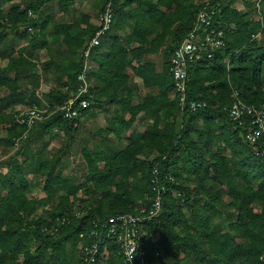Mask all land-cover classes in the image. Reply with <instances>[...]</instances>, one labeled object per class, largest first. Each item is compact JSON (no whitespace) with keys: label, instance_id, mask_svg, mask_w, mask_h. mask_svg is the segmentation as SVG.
I'll return each mask as SVG.
<instances>
[{"label":"trees","instance_id":"trees-1","mask_svg":"<svg viewBox=\"0 0 264 264\" xmlns=\"http://www.w3.org/2000/svg\"><path fill=\"white\" fill-rule=\"evenodd\" d=\"M100 1L102 12L107 0ZM257 1H115L112 30L92 57L97 67L89 73L94 80L91 108L103 99L120 107L117 122L110 123L119 137L141 112L151 122L123 149L84 148L87 175L82 185L64 176L56 167L58 159L26 151L43 131L51 134L62 128L71 136L81 119L66 120L57 109L75 93L83 69L78 55L98 27L84 15L71 24H55L52 43L64 46L68 60L45 63L44 73L54 70L59 77L58 90L46 94L53 114L20 140L17 156L22 161L14 158L5 164L7 172H0V264H72L69 247L93 242L100 246L94 264H124L114 238L91 233H101L114 216L149 206L154 180L166 192L160 213L145 226L146 264H264V156L252 151L245 139L247 128L227 112L234 90L247 104L264 105V0L261 13ZM54 2L63 10L70 7L64 0H0V58L7 61L0 67V91L8 92L0 99V144L6 147H15V140L26 132L10 108L17 102L41 106L37 65L22 51L15 57L17 50L6 32L32 49L50 50L46 31L51 20H30L28 11L38 14ZM206 3L216 12L213 23L224 30L226 45L214 58L204 55L189 69L188 102L205 106L183 110L174 95L171 57ZM82 24L86 28L81 33ZM30 26L34 33L27 31ZM156 55L162 56L160 67ZM133 77L142 79L147 90L137 105ZM7 125L3 139L1 127ZM30 174L43 176V199H30ZM82 191L89 196L80 198ZM225 198L230 199L226 211ZM39 207L50 208L49 217L37 216Z\"/></svg>","mask_w":264,"mask_h":264},{"label":"built area","instance_id":"built-area-1","mask_svg":"<svg viewBox=\"0 0 264 264\" xmlns=\"http://www.w3.org/2000/svg\"><path fill=\"white\" fill-rule=\"evenodd\" d=\"M116 0H107L104 10L99 15L98 29L90 38L82 51L83 69L77 77V88L75 93L60 105L57 109L64 119L75 120L81 118L85 111L91 108L89 98H92L93 83L89 77L93 69V53L102 45L103 39L110 33L115 22L114 4ZM257 10L262 11V0L257 1ZM216 12L211 10L208 3L199 11L191 31L185 40L179 45L171 57V72L174 82V95L178 98L179 106L184 110L190 108L195 111L205 104L188 102V72L191 66L202 59L204 55L212 59L215 53L226 45L224 30L216 27L213 18ZM30 20L37 21L38 16L32 10L28 11ZM29 33H34L33 27H28ZM40 32V29L38 30ZM233 103L227 108L230 118L247 128L246 142L257 156H264V105H249L243 99L239 91H233ZM53 113L47 114L38 106L31 107L28 111L17 116V122L24 126L26 132L21 139L15 140V147L20 146V140L27 138L28 133L34 127L46 120ZM153 192L151 204L137 209L135 213L117 215L110 218L101 233L93 231L91 236L99 238H114L121 247V255L124 264H146L147 246L145 244V226L155 218L162 209V196L166 187L158 181H153ZM150 200V199H149ZM77 215H80L78 212ZM108 230V233L106 231ZM99 243L82 245V264H94L98 261ZM106 256L107 251L104 250ZM155 257H160L156 252Z\"/></svg>","mask_w":264,"mask_h":264},{"label":"rangeland","instance_id":"rangeland-1","mask_svg":"<svg viewBox=\"0 0 264 264\" xmlns=\"http://www.w3.org/2000/svg\"><path fill=\"white\" fill-rule=\"evenodd\" d=\"M25 3L31 2L36 3L38 0H23ZM254 1V0H253ZM89 2L87 7L90 6L93 9V15L94 17H97L100 15L101 11V1L100 0H87V1H81L79 3ZM78 2L76 3V7L79 8ZM27 5V4H26ZM239 9H243V6L239 3L238 4ZM5 9H8V6L5 7ZM80 10V9H79ZM38 20H44L47 17L51 20V23L46 31V36L49 41H51L50 50L46 51L42 48H39L34 53V59L37 61V63L41 64L53 60L57 64H59V43H52V31L55 24L59 23V19L62 20V18H59V5L58 3H49L47 6H45L41 11L37 14ZM68 19L70 20V15L68 16ZM9 38V42H14L13 47L16 49L25 47L26 42L22 41L18 37L13 36L10 34V31L6 32ZM55 54L53 57L51 54ZM102 53H106L105 51ZM52 58V59H51ZM155 60L157 65L160 67L162 66V56L156 55ZM7 61L0 58V67H6ZM58 76H44V83L42 85V89H40V99H41V106H39L42 110L47 111V114H49L48 107L50 105L49 99L46 97V94L50 93L53 90H58ZM134 78V84L137 85V94L135 97L134 105H137L139 103L138 98L139 96L145 95L147 92L143 80L138 77ZM92 81H94L92 79ZM136 81V83H135ZM7 92L0 91V99L4 98ZM44 94V95H43ZM26 100L29 99V94L25 95ZM28 102V101H26ZM118 107V108H117ZM31 108V106L26 105L25 103L17 102L13 107L10 108L8 111L11 112L13 116H19L21 113H24L28 111ZM117 112H120V107L113 105L109 106L108 109L104 113L97 112V117L93 119H85L83 122L78 123L75 126V130L72 132L71 136H68L66 132L62 129H55L52 131L51 134H47L46 132L38 133L35 139L31 141L29 144L30 148H28L27 153L32 155H39L44 154V157L52 161L54 159H58L56 167L59 170H62L65 177H68L73 180L75 185H82L86 180L87 175V167L85 164V161L83 159L82 150L84 148L92 149L94 147L103 149L105 151H108L109 148H112L113 150H120L125 148L129 144V138L134 133H143L150 123L147 124H141L134 123L133 126L127 130L122 136H117L113 130L111 125L108 123V121L116 115V117H119L120 115L117 114ZM125 120H129L130 116L125 115ZM116 121V120H113ZM9 126L1 127L2 130V138L4 139L6 137V130L5 128H8ZM115 127V126H114ZM35 131V130H34ZM22 146L18 147H6L3 143L0 144V172L6 173L5 164L7 162L9 163L12 161V159H18V161H22L21 157L17 156L20 152ZM22 151V150H21ZM22 153V152H21ZM17 157V158H16ZM103 167V164H102ZM28 180H31L33 182V189L30 194V199H36L40 200L44 198V192L42 190L44 185V178L43 176H33L28 175ZM134 183V182H132ZM86 195L85 191H82L79 193V197L82 198ZM86 196H89L86 195ZM141 201H138L137 204H139V207ZM230 203V199L225 198L224 200V207L223 210L226 211L227 205ZM46 211H50V208H37V216H45L49 217ZM108 233V230L105 234ZM70 251V257L73 260L72 264H79L80 258L82 256V243H78L76 245H72L69 247Z\"/></svg>","mask_w":264,"mask_h":264},{"label":"crops","instance_id":"crops-1","mask_svg":"<svg viewBox=\"0 0 264 264\" xmlns=\"http://www.w3.org/2000/svg\"><path fill=\"white\" fill-rule=\"evenodd\" d=\"M81 1H87V0H64V4H70V7H67L66 9H61L60 8V6H59V18H62V16H63V18H62V20H60L59 19V24H63V23H66V24H71V23H73V20H76V21H78V20H82V15H84V16H87V17H90V23L94 26V27H97L98 26V23H99V16H97V17H94V15H93V9H92V7H91V4H90V6H86V5H88V3L89 2H84V3H79V2H81ZM79 3L80 5H79V8H77L76 7V3ZM80 9V10H79ZM101 13V12H100ZM70 15V20L68 19V16ZM80 28H81V33L83 32V31H85V28H86V25L85 24H82V25H80ZM9 38H11V36L9 37ZM82 39L83 40H87L88 39V37H86V35H84V36H82ZM49 41V40H48ZM26 42V41H25ZM49 42H51V41H49ZM13 43L14 42H12V45H13ZM26 46H27V48H25V47H21V48H17L16 50H17V53L15 54V57L16 56H18V53H19V51H22L23 52V54L25 55V57L26 58H28L29 60H31L33 63H35L36 65H37V72L38 73H40V76H41V84H43L44 82V76H54L55 75V71L54 70H52L50 73H44V69L46 68L45 67V63H47L48 61H46V62H44V63H42V65L41 64H39V63H37V61L33 58L34 56V53L39 49V48H42V47H38V48H36V49H32L30 46H29V43L28 42H26ZM64 46H61V44H59V49H60V51H59V53L60 52H63L64 54L63 55H60L59 56V60L61 61V60H68V58H67V52L65 51V49L63 48ZM42 49H44V50H46V51H48L46 48H42ZM81 54H82V52H80L79 53V58L81 57ZM104 53H102V55H103ZM52 59V58H51ZM96 64L95 63H93V69H96ZM92 69V70H93ZM91 70V71H92ZM67 81V78H64V82H66ZM134 81V80H133ZM92 83H93V81H92ZM135 83H136V81H135ZM137 86V85H136ZM40 89H42V85H41V87H40ZM58 89V88H57ZM8 95V92H7V94L5 95V97ZM113 105H116V104H114L113 102H111V101H108L107 99H103L102 101H101V103H98V104H96V105H94V106H92V108H91V110H90V113H89V115L87 116V115H84L83 114V116L81 117V119H80V122H83V120H85V119H93V118H95V117H97V112H100V113H104L105 111H106V109H108L109 108V106H113ZM117 106V105H116ZM118 108V107H117ZM144 115H145V113L144 112H141L138 116H137V120L135 121V123H138L139 125H141V124H147V123H150L151 122V120H146L145 118H144ZM113 120H116V121H113ZM117 120H118V117H116V115L114 116V118H112V119H110L109 121H108V123L110 124V123H116L117 122ZM139 133V132H138Z\"/></svg>","mask_w":264,"mask_h":264}]
</instances>
